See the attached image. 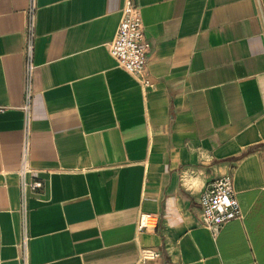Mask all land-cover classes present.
Wrapping results in <instances>:
<instances>
[{"label":"crops","instance_id":"1","mask_svg":"<svg viewBox=\"0 0 264 264\" xmlns=\"http://www.w3.org/2000/svg\"><path fill=\"white\" fill-rule=\"evenodd\" d=\"M124 1L36 0L27 114L32 0H0V264L24 235L27 264H264V0H133L148 88L108 51ZM228 178L245 217L211 229L200 194Z\"/></svg>","mask_w":264,"mask_h":264},{"label":"built area","instance_id":"2","mask_svg":"<svg viewBox=\"0 0 264 264\" xmlns=\"http://www.w3.org/2000/svg\"><path fill=\"white\" fill-rule=\"evenodd\" d=\"M35 11L36 0H32L27 25L28 44L25 50L26 105L24 111L29 114L33 95V82L37 69L35 62ZM110 55L118 66L135 76L145 88L151 87L149 63L151 46L147 40L142 8L133 0H125L121 9V18L114 39L108 45ZM27 165V143L22 151V162L19 171L22 196L23 216L25 220L26 193L29 188L36 190L40 183L29 184ZM200 205L203 221L211 229H219L234 220H243L245 215L240 206L234 182L231 179H221L208 185L200 194ZM157 218L154 215L142 214L138 221V230H155ZM21 259L27 264L28 237L24 235L21 242ZM145 260L159 257V253L151 250L143 252Z\"/></svg>","mask_w":264,"mask_h":264}]
</instances>
